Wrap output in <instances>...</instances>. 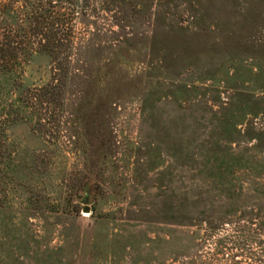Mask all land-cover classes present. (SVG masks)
<instances>
[{"label":"rangeland","instance_id":"374dc122","mask_svg":"<svg viewBox=\"0 0 264 264\" xmlns=\"http://www.w3.org/2000/svg\"><path fill=\"white\" fill-rule=\"evenodd\" d=\"M71 1L57 120L5 126L0 264H264V0Z\"/></svg>","mask_w":264,"mask_h":264},{"label":"trees","instance_id":"16d2710c","mask_svg":"<svg viewBox=\"0 0 264 264\" xmlns=\"http://www.w3.org/2000/svg\"><path fill=\"white\" fill-rule=\"evenodd\" d=\"M9 10L15 13L16 21L3 23L1 19ZM75 20L71 0H0V196L16 170L15 150L5 126L25 113H38L41 125L57 120L62 96L60 77L67 69L60 57L69 59ZM35 52L48 53L55 59L54 80L20 91L24 65ZM45 112L47 119L41 118Z\"/></svg>","mask_w":264,"mask_h":264},{"label":"water","instance_id":"95a60500","mask_svg":"<svg viewBox=\"0 0 264 264\" xmlns=\"http://www.w3.org/2000/svg\"><path fill=\"white\" fill-rule=\"evenodd\" d=\"M89 210H90V209H89L88 206H86V207L84 208V211H85V212H89Z\"/></svg>","mask_w":264,"mask_h":264}]
</instances>
